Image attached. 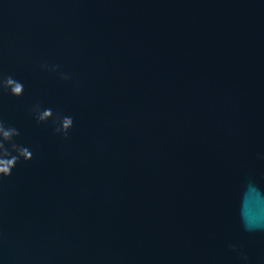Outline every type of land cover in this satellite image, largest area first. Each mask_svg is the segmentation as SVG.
<instances>
[{"label": "water", "instance_id": "95a60500", "mask_svg": "<svg viewBox=\"0 0 264 264\" xmlns=\"http://www.w3.org/2000/svg\"><path fill=\"white\" fill-rule=\"evenodd\" d=\"M0 169V264H264V0H0Z\"/></svg>", "mask_w": 264, "mask_h": 264}, {"label": "clouds", "instance_id": "9594fccd", "mask_svg": "<svg viewBox=\"0 0 264 264\" xmlns=\"http://www.w3.org/2000/svg\"><path fill=\"white\" fill-rule=\"evenodd\" d=\"M20 93H21V87H20V85H17L16 88L13 89V95L20 96ZM65 126H67V122H66ZM22 155H24L25 160H31L32 159V154H22ZM14 159L18 161V157H14ZM0 172H3V175H0V176L11 175V171H9L8 169H0Z\"/></svg>", "mask_w": 264, "mask_h": 264}]
</instances>
